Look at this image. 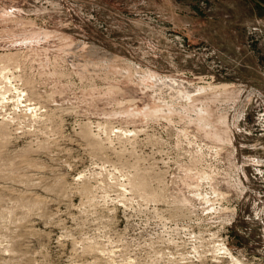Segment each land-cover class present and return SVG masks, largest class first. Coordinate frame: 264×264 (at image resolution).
<instances>
[{"label":"rangeland","instance_id":"rangeland-1","mask_svg":"<svg viewBox=\"0 0 264 264\" xmlns=\"http://www.w3.org/2000/svg\"><path fill=\"white\" fill-rule=\"evenodd\" d=\"M0 264H264V0H0Z\"/></svg>","mask_w":264,"mask_h":264},{"label":"bare ground","instance_id":"bare-ground-1","mask_svg":"<svg viewBox=\"0 0 264 264\" xmlns=\"http://www.w3.org/2000/svg\"><path fill=\"white\" fill-rule=\"evenodd\" d=\"M50 31H44V32H42V34H41V36H40V39H43V38H46L47 36H49L50 35ZM26 39H28V38H26ZM144 69V68H143ZM150 71V70H149ZM148 71V72H149ZM137 72L138 73H141V74H144V76H147V77H150V75L153 77V79L156 81V83L157 84H162V83H166V84H168V85H170V87H172V89H175L176 88V86H175V84L178 86V87H182V86H185V82L183 81V80H181V81H179L177 78H170V77H165V76H161V75H159L158 73H156V72H154V71H150V75H147L148 74V72H147V74H145L143 71H140V70H137ZM7 78H9V77H7ZM10 79V78H9ZM10 83V82H9ZM200 89H209L212 93H214V94H217V95H219V94H222L223 92H225V91H227V83H221V84H210V85H206V86H202ZM22 90H20L19 92H21ZM3 96H5V95H3ZM20 97H22V96H20ZM18 99V98H17ZM21 98H19L18 100H20ZM13 100V99H12ZM16 100V99H15ZM26 100V99H25ZM21 101V100H20ZM16 102H19V101H16ZM24 102V101H23ZM29 103H31V102H29ZM27 108V107H26ZM29 108V107H28ZM34 108H36V107H34ZM30 109H32L31 107H30ZM205 112L207 113H209V110L207 109V108H204V107H199L198 109H197V113H198V115H199V119H200V121H203L204 123H206V125L207 124H210V122L208 121V118H206V116H205ZM211 127V126H210ZM215 131H217V130H215ZM215 133V132H214ZM220 133L218 132H216V135L217 136H219V138H220V135H219ZM237 263H239V261H237Z\"/></svg>","mask_w":264,"mask_h":264}]
</instances>
